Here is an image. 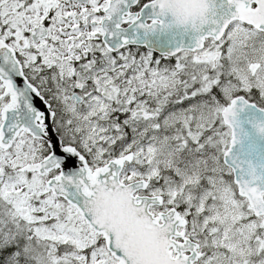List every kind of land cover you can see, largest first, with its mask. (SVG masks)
Instances as JSON below:
<instances>
[{
  "label": "snow or ice",
  "instance_id": "obj_1",
  "mask_svg": "<svg viewBox=\"0 0 264 264\" xmlns=\"http://www.w3.org/2000/svg\"><path fill=\"white\" fill-rule=\"evenodd\" d=\"M0 264H264V0H0Z\"/></svg>",
  "mask_w": 264,
  "mask_h": 264
}]
</instances>
